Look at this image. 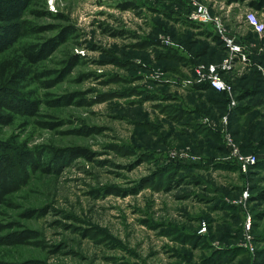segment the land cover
Returning <instances> with one entry per match:
<instances>
[{"label":"rangeland","instance_id":"1","mask_svg":"<svg viewBox=\"0 0 264 264\" xmlns=\"http://www.w3.org/2000/svg\"><path fill=\"white\" fill-rule=\"evenodd\" d=\"M192 1L29 0L0 39L1 58L39 47L30 81L0 90L15 171L0 264H264V32L246 23L264 10L197 0L233 54L189 18ZM211 63L229 89L210 84Z\"/></svg>","mask_w":264,"mask_h":264},{"label":"trees","instance_id":"2","mask_svg":"<svg viewBox=\"0 0 264 264\" xmlns=\"http://www.w3.org/2000/svg\"><path fill=\"white\" fill-rule=\"evenodd\" d=\"M28 5H29V0H0V24H4L5 26H7L6 27L7 30L5 28L6 31L2 33L3 35L2 34L0 35V39L2 38L5 39L7 37L11 38L12 29L18 30L17 28L19 27V23L22 24L23 22V12L26 10ZM250 5L257 10H264V0H253L250 2ZM36 29H42V28H36ZM214 37L216 40H219L217 36ZM1 45L2 44H0V47ZM53 45H55L54 41L49 43L50 47ZM38 49L39 47L34 46L31 48L30 51L25 52V54L23 55H19V54L18 56L12 55V57L10 56L9 58H6L8 57L6 55H4V57L2 58L0 56V90L8 89L12 84H15V86H20L21 84H25L30 81L28 79L29 78L28 74L31 69V67L29 66V62H31L30 57L37 55ZM26 57H28L30 60L24 59ZM74 62L75 59L73 57V59L70 60V65H72ZM56 83L57 80L55 79H52L51 81H47V87H52ZM210 89L211 91L217 93V91L212 89L211 87ZM251 92H252L251 89H246V91L240 95V98H244V96L250 94ZM21 150L22 151L19 153V155L28 154V152L25 151V149H21ZM66 150L67 149L58 148L57 155L59 157H62L64 153L67 152ZM0 152H1V146H0ZM73 154L83 156L88 159L91 158V151L85 149L75 148ZM14 156L16 158V156L18 155H14ZM9 160L11 163L8 164L7 162H9ZM13 164L14 163H12L11 161V155L8 152L4 151L0 153V199L3 198L6 191L3 182L6 183L9 180L10 182L13 181L12 176L13 173L15 172L12 169Z\"/></svg>","mask_w":264,"mask_h":264},{"label":"built area","instance_id":"3","mask_svg":"<svg viewBox=\"0 0 264 264\" xmlns=\"http://www.w3.org/2000/svg\"><path fill=\"white\" fill-rule=\"evenodd\" d=\"M188 16L192 21L202 26L208 25L207 28L211 30V32L215 34V36H217L218 39H220L233 54L242 53L243 46L240 44V42H238L236 37L231 35L227 30L221 15L219 13L213 14L210 11V8L204 2L197 0L190 2V11ZM246 23L255 32H264V21L260 20L255 13L248 12L246 14ZM229 62L230 59H225L223 62V67H225ZM217 68L218 65L211 63L209 65L208 73L205 75L210 78V84L214 88L218 89L219 91H225L227 88L229 89V87L225 81H223L220 71H218ZM240 159L243 162L244 168L255 163L256 161V158L252 155L240 157Z\"/></svg>","mask_w":264,"mask_h":264}]
</instances>
